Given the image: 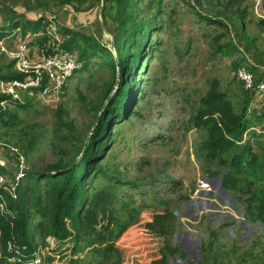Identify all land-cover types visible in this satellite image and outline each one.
<instances>
[{"label": "rangeland", "instance_id": "374dc122", "mask_svg": "<svg viewBox=\"0 0 264 264\" xmlns=\"http://www.w3.org/2000/svg\"><path fill=\"white\" fill-rule=\"evenodd\" d=\"M156 1L151 9L150 0L140 1L134 9L141 10L139 22H154L157 15V28L151 34L152 42L157 44L141 63L138 98L131 113L117 124L104 162L110 174L122 181L116 184L115 202L121 221H133L136 212L143 211L138 223L119 242L120 264H148L157 257L164 239L148 223L153 219V225L164 221L170 214L174 218L166 220L171 229L168 237L188 260L202 264V247L211 243L210 264H264V222L254 207L258 203L256 192L264 186V87L250 97L249 126L240 142V146H251L258 155L259 173L253 177L232 173L230 165L212 156L204 145L207 131L192 121L213 84L241 110L244 87H251L255 77L242 79L243 86L239 73L249 72L238 67L239 63L254 67L255 75L264 81L263 0H161L159 6ZM65 2L0 0V28L11 25L7 38L0 36L7 50L0 51L4 71L9 65L14 70L8 52L16 49L18 39L11 40L12 35L29 34L35 38L43 33L16 31L12 27L16 14L45 17L49 21L46 29L54 34L50 42L59 38V47L68 39L67 31L74 30L95 36L116 52L111 47L116 25L113 19L119 14L116 0L105 1L103 17L102 0H70L72 5ZM32 46L35 51L39 47ZM47 49L48 43L44 52ZM73 49L80 57L81 50ZM136 50L135 46L133 51ZM89 60V65L77 71L61 91L27 94L25 101L30 105L26 107L3 104L18 114L19 121L0 123V161L19 163L22 155L26 167L44 169L61 160L65 163L67 157L77 154V145L86 134L88 139L97 125L99 107L108 100L105 91L116 77L104 58L93 56ZM3 95L0 86V96ZM59 109L67 120L63 126L59 124ZM0 174L9 179L14 176L3 170ZM226 176L238 181L231 182L228 188L224 185ZM221 181L229 193L223 191ZM11 194L15 196V191ZM176 235L180 237L177 241ZM46 241L47 246L38 252L50 255L48 263L68 264L72 242L54 244V238L49 236ZM180 243L191 245L189 251L195 257L191 258ZM12 247L10 243L9 250ZM85 256L86 264L98 261L90 252L73 254V258ZM173 257H169L168 264ZM15 261L26 264L19 255L8 258L3 254L0 241V264H16Z\"/></svg>", "mask_w": 264, "mask_h": 264}, {"label": "trees", "instance_id": "16d2710c", "mask_svg": "<svg viewBox=\"0 0 264 264\" xmlns=\"http://www.w3.org/2000/svg\"><path fill=\"white\" fill-rule=\"evenodd\" d=\"M140 1L142 0H116L115 6L119 14L113 19L116 24L113 35L115 53L93 35L74 30L67 31L69 37L61 48L72 51L77 47L81 50L79 59L84 58V63L78 71L89 65L91 57L99 56L105 59V63L116 74L115 83L108 86L105 91L104 96L108 100L105 105L99 107L98 122L86 148L87 134L83 140L77 137L82 141L77 145L79 149L75 156L67 157L65 163L61 160L44 168L52 170L51 172L25 174L16 187L15 196L0 187V241L3 254L8 258L19 255L26 263L33 253L37 252L43 263L49 264L50 255L44 253L41 255L38 252L40 247L47 246L46 238L49 236L54 238V244L72 242L73 254L90 252L98 257L96 264L121 263L122 252L119 242L128 230L138 223V217L143 211L136 212L137 217L133 221L126 223L121 221L115 202L117 185L122 181L110 174L104 162L109 144L115 137L117 124L131 113L138 98L140 78L137 73L141 63L147 58L149 51L151 52L150 48L154 49L157 44L151 39L152 32L157 28V15L154 16V22L146 19L152 22L149 25L146 20L139 22L137 16L141 10L135 12L134 9H137L136 5ZM155 1L150 0L148 8L151 9ZM156 2L159 6L161 0ZM65 3L72 5L70 0H66ZM262 7L264 9V0ZM48 25L49 21L43 16L32 18L16 14L12 27L20 28L23 33L43 32L32 42L43 49L52 39L46 29ZM10 27L11 25H4L0 28V36H6ZM139 34L141 36L137 38ZM135 46L137 50L133 51ZM47 52L54 51L49 48ZM239 66L245 65L239 63ZM7 68L8 70L4 71L0 66V80L24 77V74L12 70L10 65ZM246 68L254 75L255 85L262 81L255 75L254 67ZM239 81L244 83L240 79ZM243 92L245 102L238 111L226 93L213 84V89L208 95L202 97L201 106L192 116V121L197 128L207 131L204 145L210 149L212 156L230 165L232 173L253 177L259 173L258 155L253 152L251 146H240V142L249 126L247 105L250 104V97L255 91L244 87ZM26 97L21 102L9 99L8 101L26 107L30 105L25 101ZM7 98L5 95L0 96V123L14 124L19 121L18 114L5 109L6 106L1 104V101ZM61 111L62 109H59L57 113L59 124L63 126L67 120ZM79 156L80 159L76 161ZM75 161V166H72ZM0 170L14 174L2 166ZM225 178L224 185L228 188H231V182L238 181L231 176ZM262 178L264 180V173ZM255 197L258 202L254 205L258 211L257 217L264 222V186L257 190ZM173 218L170 214L167 219ZM166 220L156 221L153 225L155 221L153 219L148 223L149 228L153 227L164 239L159 255L148 264H168L169 257L175 255L186 259L187 264H197L188 260L181 249L171 244L168 237L171 229L167 227ZM10 243H13V247L9 250ZM202 250L204 256L202 264H210L211 243L203 245ZM73 254L68 264L88 263L86 256L73 258ZM113 258L115 260L111 261ZM15 263L24 264L20 261Z\"/></svg>", "mask_w": 264, "mask_h": 264}, {"label": "built area", "instance_id": "2783aa9c", "mask_svg": "<svg viewBox=\"0 0 264 264\" xmlns=\"http://www.w3.org/2000/svg\"><path fill=\"white\" fill-rule=\"evenodd\" d=\"M20 30V28H16V31ZM48 34L50 37L54 35L50 30H48ZM12 36V39L11 36L8 37V39L10 38L11 40H14L16 38L18 39V42L15 43L16 49H11V51L8 52L10 54L9 58L13 60L12 64L14 71L24 74V77L13 78L8 81H0L3 94L8 97L7 99L2 100V105L9 102L8 99L14 102H21L27 94L39 93L41 95H51L59 92L82 67V62L74 51L59 47L57 42L59 38L53 40V43H51L50 40L48 41L49 48L54 51L48 53L44 52L45 48L42 49L38 46V49L36 51L34 50L32 42L35 41L36 37L31 38L29 34L24 37ZM2 50L7 51L3 39L0 40V51ZM242 67L246 68L244 66ZM246 70L250 73L247 68ZM249 73L247 75L245 72H240L239 79L248 80L249 75L252 79V76L254 75ZM260 83L255 85L253 82L251 87L247 89H253L255 92L259 89L260 91L261 87H264V81H261ZM12 149L14 152H18L17 149ZM14 164L20 166L21 169L28 168L25 165L24 157L22 155L20 156L19 163ZM13 172V179H9L7 176L0 174V187L7 189L10 193H13L16 190L21 178L27 174L23 170ZM26 264L44 263L42 257L35 252L31 258L27 260Z\"/></svg>", "mask_w": 264, "mask_h": 264}, {"label": "water", "instance_id": "95a60500", "mask_svg": "<svg viewBox=\"0 0 264 264\" xmlns=\"http://www.w3.org/2000/svg\"><path fill=\"white\" fill-rule=\"evenodd\" d=\"M105 1H106V0H102V7H101V14H102V17H103V12H104ZM111 45H112L111 47L114 48V42H112ZM95 127H96V125H95ZM95 127H94V129H95ZM92 131H93V130H92ZM91 134H92V133H91ZM88 141H89V137H88V139H87V141H86L85 148H86V146H87ZM75 163H76V161H75ZM75 163H73L72 166L75 165ZM0 166L6 168V169L9 170V171H17V172H19L20 170H23V171H24L25 173H27V174H43V173H48V172H51V171H52V170H49V169H31V168L21 169L20 166H18L17 164H14V163H5V162H2V161H0ZM220 183H221V186H222L223 191H224L225 193H229V192L226 190V188L222 185V181H221ZM178 239H180V237H179L178 235H176V236H175V241H177ZM189 245H190V244H189ZM180 247H181L184 251H186V253H187L191 258H194V257H195V255L189 251V247H191V245L188 247V246H186V245L180 243ZM198 249H199V253H200V240H198ZM200 255H201V253H200ZM178 261H186V260H185V259H182V258H180V257H178V256H174V257L172 258L170 264H176Z\"/></svg>", "mask_w": 264, "mask_h": 264}]
</instances>
